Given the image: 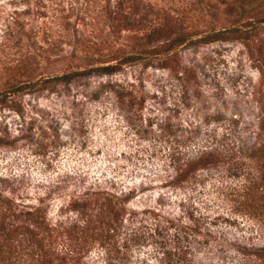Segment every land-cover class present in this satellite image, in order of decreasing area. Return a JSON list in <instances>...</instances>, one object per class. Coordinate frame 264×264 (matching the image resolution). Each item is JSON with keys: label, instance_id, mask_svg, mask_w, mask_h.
<instances>
[{"label": "rangeland", "instance_id": "374dc122", "mask_svg": "<svg viewBox=\"0 0 264 264\" xmlns=\"http://www.w3.org/2000/svg\"><path fill=\"white\" fill-rule=\"evenodd\" d=\"M212 140L244 149L192 191ZM254 193L264 0H0V264H166L134 229L192 206L195 264H264Z\"/></svg>", "mask_w": 264, "mask_h": 264}, {"label": "trees", "instance_id": "16d2710c", "mask_svg": "<svg viewBox=\"0 0 264 264\" xmlns=\"http://www.w3.org/2000/svg\"><path fill=\"white\" fill-rule=\"evenodd\" d=\"M70 73H66L62 75V77L69 76ZM32 82V81H30ZM29 81H13L8 89H15L19 90L21 87H27L30 86L33 83H30ZM190 137L187 138L189 140ZM214 140H216L213 137ZM210 143V141L208 140ZM211 143H214L212 140ZM244 148L234 147L230 144L220 143L217 141V144H208L206 146V149L201 151V153L198 156H191L188 153H183L182 155H179L180 159L181 157L184 159V163L187 164L188 170L186 172V176L189 177L188 182L191 184L192 191L197 189V184L199 181L204 180L205 175H212L214 167H216L219 162V156L223 157H230L232 155H235L236 153L240 152ZM241 153V152H240ZM222 157V158H223ZM199 160V161H197ZM213 162V165H209ZM208 164V165H207ZM208 166L207 169H205ZM200 167H205L203 171L200 172L198 170ZM247 185L244 184L243 186V194H247L246 187ZM261 201L263 198L264 200V193H261L260 196L258 194H253L251 197L247 198V201L253 202V205L250 204V206L264 209V201L263 204L259 203L258 201ZM189 200V199H188ZM121 214H126V210L121 208L120 211ZM188 213V219L184 222H175V219L165 218L167 220L166 223H162V220L159 216H154V219L151 222L150 227L147 225V230L141 233L139 231L140 227L135 228L134 235L137 237L136 240L140 241L142 238V241L145 242L147 240L151 241L153 244L156 245L157 252L162 253L163 259L166 262V264H195L196 261H194V249H197L200 245L205 244V242L210 238L214 237V231L210 229L209 226H207V216L203 213L197 211L195 207H189ZM138 213L131 211L130 216H136ZM125 216V215H124ZM124 219H126L124 217ZM126 220H130L128 217ZM215 223V222H214ZM129 227V226H128ZM173 228V229H172ZM203 228V231H200V229ZM140 233H139V232ZM197 234H201L204 237V243H194L197 241ZM133 236V237H135ZM126 239L124 244L129 246L131 244V240ZM176 238H181V240H184V245H181L180 243H176ZM188 241V243H186ZM135 242V241H134ZM191 242V244H190ZM198 244V245H197ZM261 249H264V246L261 247ZM253 264V263H252Z\"/></svg>", "mask_w": 264, "mask_h": 264}]
</instances>
